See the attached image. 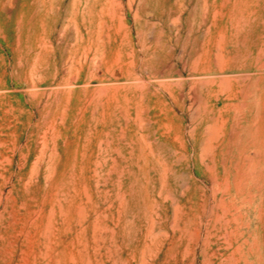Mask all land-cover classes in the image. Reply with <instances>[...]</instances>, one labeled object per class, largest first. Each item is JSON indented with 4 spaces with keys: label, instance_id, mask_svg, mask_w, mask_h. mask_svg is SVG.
<instances>
[{
    "label": "rangeland",
    "instance_id": "obj_1",
    "mask_svg": "<svg viewBox=\"0 0 264 264\" xmlns=\"http://www.w3.org/2000/svg\"><path fill=\"white\" fill-rule=\"evenodd\" d=\"M0 264H264V0H0Z\"/></svg>",
    "mask_w": 264,
    "mask_h": 264
}]
</instances>
